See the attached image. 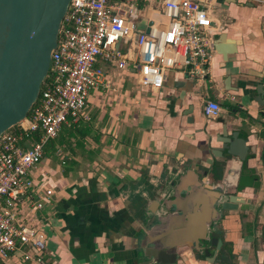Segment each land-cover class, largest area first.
Listing matches in <instances>:
<instances>
[{"label": "crops", "instance_id": "obj_1", "mask_svg": "<svg viewBox=\"0 0 264 264\" xmlns=\"http://www.w3.org/2000/svg\"><path fill=\"white\" fill-rule=\"evenodd\" d=\"M205 7L209 77L169 71L157 88L136 83L130 67L107 68L115 90L90 91L89 119L63 123L28 172L32 184L19 216L45 232L44 261L20 262L17 252L0 264H137L139 238L150 229L145 221L174 193L171 183L181 185L176 196L183 199L199 180L241 201L215 226L222 245L213 260L192 252L178 263L264 264V104L253 98L264 83V0H211ZM158 8L139 4L136 29L154 31L151 19L165 22ZM206 100L219 104L215 118L203 114ZM224 124L246 139L244 159L217 155Z\"/></svg>", "mask_w": 264, "mask_h": 264}, {"label": "built area", "instance_id": "obj_2", "mask_svg": "<svg viewBox=\"0 0 264 264\" xmlns=\"http://www.w3.org/2000/svg\"><path fill=\"white\" fill-rule=\"evenodd\" d=\"M210 2L69 0L36 102L26 118L0 135V257L19 252L20 262L44 261L45 232L19 216L32 184L28 172L63 123L89 119L85 108L90 91L115 90L108 69L130 67L136 83L157 88L169 71L187 79L209 77L213 47L205 3ZM139 4L159 6L166 21L151 19L154 31L137 30ZM219 110L216 101H205L207 118H215Z\"/></svg>", "mask_w": 264, "mask_h": 264}, {"label": "water", "instance_id": "obj_3", "mask_svg": "<svg viewBox=\"0 0 264 264\" xmlns=\"http://www.w3.org/2000/svg\"><path fill=\"white\" fill-rule=\"evenodd\" d=\"M68 2L0 0V135L26 118L36 102ZM255 93L254 100L264 104V83L256 86ZM219 137L222 146L217 155L245 158L248 146L237 130L228 131L224 124ZM254 148L251 147L252 152ZM212 152L215 153L213 149ZM259 158L264 165V148ZM199 182L194 191H186L183 199L176 196L182 190L181 185L171 183L174 193L168 201L161 199V205L156 201L161 211L145 221L150 229L139 238L137 264H179L180 259L192 252H196L195 258L203 254L213 260L222 245L215 226L223 211L236 209L241 199L213 188L204 180ZM153 241L161 242L158 246L145 245ZM210 247H214L212 252Z\"/></svg>", "mask_w": 264, "mask_h": 264}, {"label": "trees", "instance_id": "obj_4", "mask_svg": "<svg viewBox=\"0 0 264 264\" xmlns=\"http://www.w3.org/2000/svg\"><path fill=\"white\" fill-rule=\"evenodd\" d=\"M52 145V139L48 140L47 143L44 146V149L46 150L47 146H51ZM44 152V151H43Z\"/></svg>", "mask_w": 264, "mask_h": 264}]
</instances>
